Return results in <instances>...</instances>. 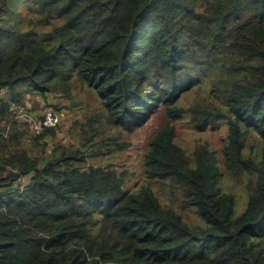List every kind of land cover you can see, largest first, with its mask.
Listing matches in <instances>:
<instances>
[{"label": "trees", "instance_id": "16d2710c", "mask_svg": "<svg viewBox=\"0 0 264 264\" xmlns=\"http://www.w3.org/2000/svg\"><path fill=\"white\" fill-rule=\"evenodd\" d=\"M75 85L128 133L162 109L197 132L226 123L224 169L208 144L189 154L173 127L156 132L145 173L177 210L89 163L126 147L97 140L95 117L48 155L56 128L33 138L19 108ZM0 90V264H264V0H0ZM250 133L261 154L246 152ZM225 177L247 193L240 215Z\"/></svg>", "mask_w": 264, "mask_h": 264}, {"label": "rangeland", "instance_id": "374dc122", "mask_svg": "<svg viewBox=\"0 0 264 264\" xmlns=\"http://www.w3.org/2000/svg\"><path fill=\"white\" fill-rule=\"evenodd\" d=\"M29 11L25 10L23 14L28 15ZM21 88L19 91H22ZM29 93L25 100V106L19 108L18 117L21 123H25L26 115H41L46 109L53 108L61 114L60 127L56 129L54 137H48L49 146L46 148L48 155H51L54 147L57 144L66 147L70 145H79L78 127L75 123L87 124L91 117H95L92 127L99 133L97 140L100 138L106 139L110 149L116 148L117 145H124V150H115L112 154H106L93 158L89 161L90 164L100 166L116 167L119 171H126V186L125 189L130 191H139L143 186H150L160 201L166 205L179 210L178 203L174 202L170 196V189L167 184L152 181L147 178L145 173V155L149 149V143L152 136L165 126H171L175 130L176 143L184 148L189 154L199 144H208L214 154L215 165L224 169L223 148L227 141L228 127L226 123L220 122L214 126H210L205 132H197L191 124L188 116L181 119H175L169 115L168 111L163 109L152 117L144 127L136 130L133 133L125 132L117 127L110 126L107 122V111L104 108L98 95L88 87H80L75 85L70 99L61 94L48 95L47 97L32 96ZM6 90H0V98L7 97ZM195 100V95H187L179 103L184 108L190 107ZM14 108V107H13ZM184 110V109H182ZM101 116L98 119V116ZM29 120V119H28ZM27 120V121H28ZM31 125L29 122H27ZM32 128V126H31ZM33 138L37 137L36 131L30 129ZM28 144V143H27ZM32 149L35 147L30 144ZM97 150V148H96ZM105 151L106 148H101ZM252 154H261L262 144L255 134H248L246 140V152ZM224 185L227 192H231L236 196V214L240 215L246 206L247 193L241 186H236L231 183L226 177ZM187 220L191 224L200 222L199 219L191 212L184 213Z\"/></svg>", "mask_w": 264, "mask_h": 264}, {"label": "built area", "instance_id": "2783aa9c", "mask_svg": "<svg viewBox=\"0 0 264 264\" xmlns=\"http://www.w3.org/2000/svg\"><path fill=\"white\" fill-rule=\"evenodd\" d=\"M61 114L62 113L49 108L40 115L41 119L39 121L38 117H32L28 122L31 124L32 130L36 131L37 135H41L46 130L60 127Z\"/></svg>", "mask_w": 264, "mask_h": 264}, {"label": "clouds", "instance_id": "9594fccd", "mask_svg": "<svg viewBox=\"0 0 264 264\" xmlns=\"http://www.w3.org/2000/svg\"><path fill=\"white\" fill-rule=\"evenodd\" d=\"M23 120H24V119H23ZM51 130H52V129H51ZM46 131H47V130H46ZM32 132H33V130H32ZM38 136H40V135H37V137H38Z\"/></svg>", "mask_w": 264, "mask_h": 264}]
</instances>
